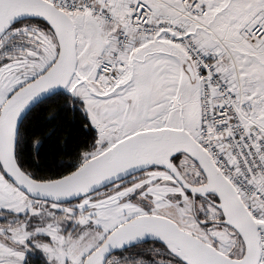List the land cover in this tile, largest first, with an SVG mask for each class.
<instances>
[{
    "label": "snow or ice",
    "instance_id": "obj_1",
    "mask_svg": "<svg viewBox=\"0 0 264 264\" xmlns=\"http://www.w3.org/2000/svg\"><path fill=\"white\" fill-rule=\"evenodd\" d=\"M0 264H264V0H0Z\"/></svg>",
    "mask_w": 264,
    "mask_h": 264
}]
</instances>
